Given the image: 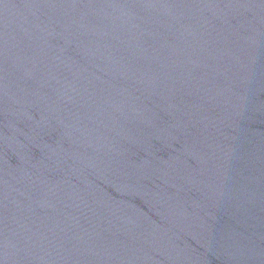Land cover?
<instances>
[{
    "label": "water",
    "instance_id": "water-1",
    "mask_svg": "<svg viewBox=\"0 0 264 264\" xmlns=\"http://www.w3.org/2000/svg\"><path fill=\"white\" fill-rule=\"evenodd\" d=\"M0 264H264V0H0Z\"/></svg>",
    "mask_w": 264,
    "mask_h": 264
}]
</instances>
